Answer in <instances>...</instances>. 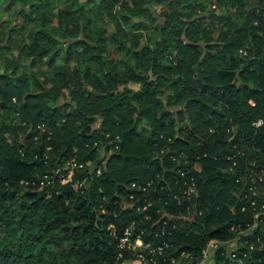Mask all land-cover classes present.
I'll list each match as a JSON object with an SVG mask.
<instances>
[{
	"label": "trees",
	"instance_id": "trees-1",
	"mask_svg": "<svg viewBox=\"0 0 264 264\" xmlns=\"http://www.w3.org/2000/svg\"><path fill=\"white\" fill-rule=\"evenodd\" d=\"M215 2L233 11L208 0H0V264H172L182 250L195 264L248 220L230 166L264 164V0ZM171 154L199 164L192 221L177 218L186 205L160 181ZM71 157L81 166L63 183L54 171ZM148 180L146 194L129 188ZM130 227L131 241L171 247L138 259L120 246ZM222 246L214 264H259L263 251L236 260Z\"/></svg>",
	"mask_w": 264,
	"mask_h": 264
},
{
	"label": "built area",
	"instance_id": "built-area-1",
	"mask_svg": "<svg viewBox=\"0 0 264 264\" xmlns=\"http://www.w3.org/2000/svg\"><path fill=\"white\" fill-rule=\"evenodd\" d=\"M261 120H258L255 124L260 125ZM40 130H45L44 124H39L37 126ZM50 132L48 131V134ZM96 145V143H94ZM162 152V151H161ZM172 167L165 170L167 175H162L160 181H165L167 196L171 199L172 203L177 206L186 205L184 214H179L177 218L184 221H192L197 214V208L194 205L189 204L196 193V182L193 176V172L199 169V164L191 165V160L181 154V157H177L173 154L169 156ZM197 160V159H195ZM81 165L77 163L76 157H71L65 162V164L57 168L54 173L58 174L63 170L66 171L65 177L62 182H70L72 179L73 172L76 168ZM235 168L237 170V177L235 183L240 185V190L238 193L240 201V211L245 212L248 215V220L240 223H234L230 226L229 230L232 232V236L227 240H219L217 238L210 239L206 245L200 250L199 254L195 258V264H214V255L217 249L224 245L227 252L232 259H241L240 256L245 257L247 251H253L255 248L258 250H263L261 256L258 259L259 264H264V164L256 165L251 163L245 168L239 164V162L232 161L230 170ZM101 168H97L96 173L99 174ZM46 184L49 183L48 175H43V181ZM41 182V183H42ZM86 182V176L83 177L79 185H83ZM153 180H148L144 182H131L129 188L146 194L151 188H154ZM160 189H163L160 186ZM129 198H133L130 195ZM169 203L164 201V204ZM151 203L147 202L143 208L145 209ZM201 211H198V215ZM146 215V218H149ZM169 220L172 219L168 216ZM164 225L166 222L163 223ZM170 228H175L172 224ZM132 227L127 228L124 231L123 237L121 238L120 246H127L131 251H137L136 255L138 259H143V251L148 250L153 256L163 255L166 248L171 247L170 242L162 240L157 245L153 242H143L140 234L131 241L130 232ZM166 227H162L161 233H164ZM168 231L167 233H169ZM142 233V232H141ZM222 246V247H224ZM192 255L189 251L182 250L178 252V255L169 257L172 264H183L189 261Z\"/></svg>",
	"mask_w": 264,
	"mask_h": 264
},
{
	"label": "rangeland",
	"instance_id": "rangeland-1",
	"mask_svg": "<svg viewBox=\"0 0 264 264\" xmlns=\"http://www.w3.org/2000/svg\"><path fill=\"white\" fill-rule=\"evenodd\" d=\"M81 2H83V1H85V0H80ZM216 0H208V8H212V9H215L216 10V12H218V13H221V12H227V11H233V9H230L227 5H224V6H218L217 4H216V2H215ZM4 5V4H3ZM152 6L153 7H156V8H158V4H156V3H154L153 2V4H152ZM229 9V10H228ZM7 9H3L2 8V6H0V19H2V17H4V18H6L7 17V13H8V11H6ZM6 19H8V18H6ZM108 28L109 29H111V26L110 25H108ZM218 34H217V32H214V37H216ZM60 63V62H59ZM131 87L132 88H134V89H136L137 87H138V85H131ZM59 98V102H64V101H67L68 100V94H67V90L66 89H63V94H60L59 96H58ZM160 99H161V102L163 101V104L165 103V98L163 97H161L160 96ZM173 109H178V106H173V108H171V110L173 111ZM14 117V116H13ZM17 118V119H16ZM174 119H175V123H176V127H179V125H182V120H180L179 121V118H178V116L177 115H174ZM14 120H15V122L18 120V117L17 116H15L14 117ZM184 121V120H183ZM15 122H13V123H15ZM100 123H101V120L100 119H96V121L94 122V124H93V127L95 128V129H97L98 127H99V125H100ZM141 124L142 125H145V127H146V123L143 121V120H141ZM140 128V127H139ZM104 147L105 146H101V147H99L98 148V153H99V159H106L107 157H108V154H107V152L106 151H104ZM122 264H139V261L138 260H135V261H124Z\"/></svg>",
	"mask_w": 264,
	"mask_h": 264
}]
</instances>
